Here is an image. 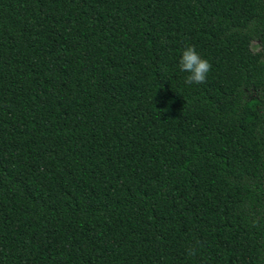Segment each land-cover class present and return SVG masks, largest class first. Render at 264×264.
<instances>
[{
  "label": "trees",
  "instance_id": "trees-1",
  "mask_svg": "<svg viewBox=\"0 0 264 264\" xmlns=\"http://www.w3.org/2000/svg\"><path fill=\"white\" fill-rule=\"evenodd\" d=\"M0 264H264V0H0Z\"/></svg>",
  "mask_w": 264,
  "mask_h": 264
},
{
  "label": "clouds",
  "instance_id": "clouds-1",
  "mask_svg": "<svg viewBox=\"0 0 264 264\" xmlns=\"http://www.w3.org/2000/svg\"><path fill=\"white\" fill-rule=\"evenodd\" d=\"M178 67L181 72L186 73V85L203 84L211 69L209 62L202 58L192 45L186 46L182 51Z\"/></svg>",
  "mask_w": 264,
  "mask_h": 264
},
{
  "label": "rangeland",
  "instance_id": "rangeland-1",
  "mask_svg": "<svg viewBox=\"0 0 264 264\" xmlns=\"http://www.w3.org/2000/svg\"><path fill=\"white\" fill-rule=\"evenodd\" d=\"M258 49V47L257 46H255V45H253V50H257Z\"/></svg>",
  "mask_w": 264,
  "mask_h": 264
}]
</instances>
